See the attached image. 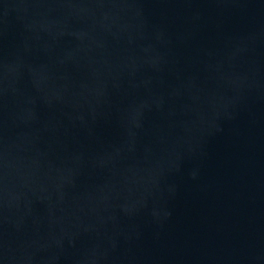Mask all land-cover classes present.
<instances>
[{"label":"water","instance_id":"1","mask_svg":"<svg viewBox=\"0 0 264 264\" xmlns=\"http://www.w3.org/2000/svg\"><path fill=\"white\" fill-rule=\"evenodd\" d=\"M0 264H264V0H0Z\"/></svg>","mask_w":264,"mask_h":264}]
</instances>
